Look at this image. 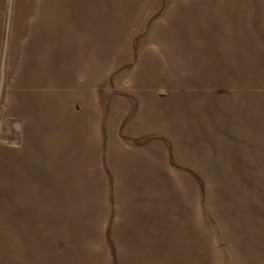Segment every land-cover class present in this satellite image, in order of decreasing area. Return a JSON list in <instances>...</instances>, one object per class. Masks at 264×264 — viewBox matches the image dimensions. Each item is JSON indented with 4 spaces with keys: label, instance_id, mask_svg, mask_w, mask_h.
<instances>
[{
    "label": "rangeland",
    "instance_id": "374dc122",
    "mask_svg": "<svg viewBox=\"0 0 264 264\" xmlns=\"http://www.w3.org/2000/svg\"><path fill=\"white\" fill-rule=\"evenodd\" d=\"M0 264H264V0H0Z\"/></svg>",
    "mask_w": 264,
    "mask_h": 264
}]
</instances>
